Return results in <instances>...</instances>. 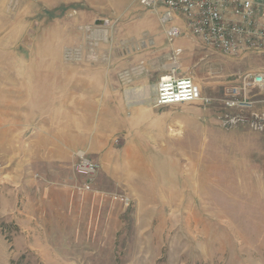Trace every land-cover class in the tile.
<instances>
[{
  "label": "rangeland",
  "instance_id": "374dc122",
  "mask_svg": "<svg viewBox=\"0 0 264 264\" xmlns=\"http://www.w3.org/2000/svg\"><path fill=\"white\" fill-rule=\"evenodd\" d=\"M159 9L0 0V264H264V111L223 100L254 71L246 63L202 57L191 73L209 101L157 107L133 133H105L123 103L99 96L31 117L25 80L38 68L109 71L144 38L131 26ZM116 75L124 87L127 71ZM68 112L69 132H57ZM81 156L98 165L89 192L74 169Z\"/></svg>",
  "mask_w": 264,
  "mask_h": 264
},
{
  "label": "crops",
  "instance_id": "0c3cea01",
  "mask_svg": "<svg viewBox=\"0 0 264 264\" xmlns=\"http://www.w3.org/2000/svg\"><path fill=\"white\" fill-rule=\"evenodd\" d=\"M162 12L163 9H159L152 17L150 16L151 18L145 17L146 23L131 26L133 30H140L136 33L135 38H144L129 48L132 53L128 55V61H115L109 71L99 69V72L94 73L92 79L70 77L67 76V73L64 76L63 72L57 71L58 67L57 69L53 66L49 68L48 62L38 68L41 70L39 73L35 72L38 75H31L25 80L30 92L31 117L38 111H48L56 101L60 102L61 110L65 111L71 106L69 105L71 101L86 103L99 96L100 98L104 97L103 102H109L106 103L108 105H112L113 102V106L116 107V102L123 103L122 109L116 110L113 115L109 114V124L105 127L106 134L119 131L129 134L143 127L142 124L137 125L139 122L137 119H148L153 112L157 111L158 108L155 106L157 84L159 79L168 73L169 69L166 68V64L171 58L174 62L176 61L179 67V76H190L196 81V72H191L197 66L198 61L203 59L202 57L207 58L210 55L219 54L207 49L191 36L182 17L174 16L169 24L163 23L161 21ZM170 28L180 30V36L173 41H170L166 34ZM257 58L262 59L261 64L264 66V58L256 55L248 56L244 60L231 61L235 63L242 61L254 71H264V67L257 70ZM121 69L127 71L129 75V78H126L129 80L127 84H124V87L116 75L117 71ZM44 70L50 71L52 75L41 77ZM127 99H130L129 102ZM118 106L117 109L120 108ZM118 117L122 120L120 125ZM61 119L64 120L63 122L59 120L57 132H69V112L66 115L61 113Z\"/></svg>",
  "mask_w": 264,
  "mask_h": 264
},
{
  "label": "built area",
  "instance_id": "2783aa9c",
  "mask_svg": "<svg viewBox=\"0 0 264 264\" xmlns=\"http://www.w3.org/2000/svg\"><path fill=\"white\" fill-rule=\"evenodd\" d=\"M148 8L163 9L161 21L169 24L174 16L182 17L191 36L207 49L233 60L251 55L264 58V2L254 0H140ZM170 40L180 36L178 28L167 31ZM257 91L259 93H257ZM253 93V94H252ZM261 96L260 100H257ZM200 98L197 84L190 76H179L175 63L157 84L155 106L187 105ZM225 105L230 109L251 111L262 104L264 111V71L245 74L241 82L225 89ZM253 109V110H251ZM83 182L80 189L89 192L98 174V165L81 156L74 167Z\"/></svg>",
  "mask_w": 264,
  "mask_h": 264
},
{
  "label": "bare ground",
  "instance_id": "6f19581e",
  "mask_svg": "<svg viewBox=\"0 0 264 264\" xmlns=\"http://www.w3.org/2000/svg\"><path fill=\"white\" fill-rule=\"evenodd\" d=\"M164 15V14H163Z\"/></svg>",
  "mask_w": 264,
  "mask_h": 264
}]
</instances>
